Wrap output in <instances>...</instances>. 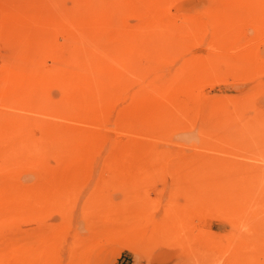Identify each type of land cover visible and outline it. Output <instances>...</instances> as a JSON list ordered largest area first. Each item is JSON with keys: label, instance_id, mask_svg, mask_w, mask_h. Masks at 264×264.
<instances>
[{"label": "rangeland", "instance_id": "374dc122", "mask_svg": "<svg viewBox=\"0 0 264 264\" xmlns=\"http://www.w3.org/2000/svg\"><path fill=\"white\" fill-rule=\"evenodd\" d=\"M0 264H264V0H0Z\"/></svg>", "mask_w": 264, "mask_h": 264}]
</instances>
